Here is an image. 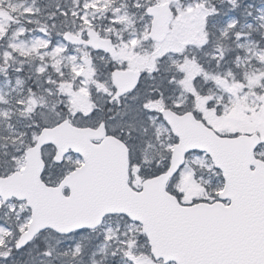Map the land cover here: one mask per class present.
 <instances>
[{
	"label": "snow or ice",
	"instance_id": "snow-or-ice-1",
	"mask_svg": "<svg viewBox=\"0 0 264 264\" xmlns=\"http://www.w3.org/2000/svg\"><path fill=\"white\" fill-rule=\"evenodd\" d=\"M0 264H264V0H0Z\"/></svg>",
	"mask_w": 264,
	"mask_h": 264
}]
</instances>
